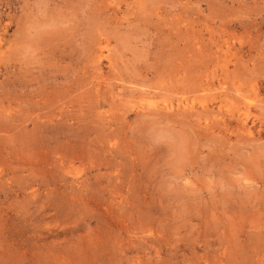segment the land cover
Returning a JSON list of instances; mask_svg holds the SVG:
<instances>
[{
	"label": "rangeland",
	"instance_id": "1",
	"mask_svg": "<svg viewBox=\"0 0 264 264\" xmlns=\"http://www.w3.org/2000/svg\"><path fill=\"white\" fill-rule=\"evenodd\" d=\"M0 264H264V0H0Z\"/></svg>",
	"mask_w": 264,
	"mask_h": 264
}]
</instances>
